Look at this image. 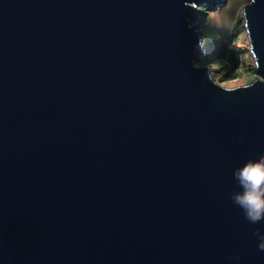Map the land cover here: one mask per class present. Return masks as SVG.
<instances>
[{
  "label": "water",
  "instance_id": "obj_1",
  "mask_svg": "<svg viewBox=\"0 0 264 264\" xmlns=\"http://www.w3.org/2000/svg\"><path fill=\"white\" fill-rule=\"evenodd\" d=\"M224 3L0 0V264H264L230 199L264 153V0L235 87L196 64Z\"/></svg>",
  "mask_w": 264,
  "mask_h": 264
},
{
  "label": "clouds",
  "instance_id": "obj_2",
  "mask_svg": "<svg viewBox=\"0 0 264 264\" xmlns=\"http://www.w3.org/2000/svg\"><path fill=\"white\" fill-rule=\"evenodd\" d=\"M201 38L198 46L204 45ZM243 140V137L240 138ZM237 183V190L231 193L232 203L240 208L244 218L251 225L264 222V153L258 158L252 157L233 173ZM253 235L259 238L258 249L264 251V231L256 228ZM232 264H239L241 257L233 255L230 258Z\"/></svg>",
  "mask_w": 264,
  "mask_h": 264
},
{
  "label": "trees",
  "instance_id": "obj_3",
  "mask_svg": "<svg viewBox=\"0 0 264 264\" xmlns=\"http://www.w3.org/2000/svg\"><path fill=\"white\" fill-rule=\"evenodd\" d=\"M200 10L206 7H198ZM212 16H207L201 21L200 32L209 53L205 60L197 62V65L215 64L220 68V74L227 79H235L236 72L241 65L240 52L231 43L237 39L240 31L241 19L239 18L232 26H220L213 22Z\"/></svg>",
  "mask_w": 264,
  "mask_h": 264
},
{
  "label": "rangeland",
  "instance_id": "obj_4",
  "mask_svg": "<svg viewBox=\"0 0 264 264\" xmlns=\"http://www.w3.org/2000/svg\"><path fill=\"white\" fill-rule=\"evenodd\" d=\"M247 1L248 0H225V3L222 6H218L216 8L202 9L200 10V15L198 21L196 22L197 24H199L197 28L199 30L201 26V21L204 20V18L207 16H212L214 19L213 22H216V24L219 23L220 26L226 27L232 26L234 23L237 22L239 18L241 19V27L240 31L237 34V39L231 43V46L235 47L240 52L241 56V65L236 72V78L241 80L240 85L248 84L258 77V74L255 73L253 70V59L251 57L249 48L240 47L238 44V41L242 40L246 36L245 29L243 27V19L241 17V7ZM202 41L203 43L207 42L204 41V39H202ZM204 48L206 50V54H208L209 51L206 48L205 44ZM207 66L210 67V73L212 74L213 78L220 84H224L225 82H230L234 80L227 79V77L221 75L219 66H216L215 64Z\"/></svg>",
  "mask_w": 264,
  "mask_h": 264
},
{
  "label": "bare ground",
  "instance_id": "obj_5",
  "mask_svg": "<svg viewBox=\"0 0 264 264\" xmlns=\"http://www.w3.org/2000/svg\"><path fill=\"white\" fill-rule=\"evenodd\" d=\"M238 44L240 47L249 48L247 40H246V36L242 40L238 41ZM221 84L225 87H235V86H239L241 84V80L236 78L230 82L228 81V82H225L224 84L223 83H221Z\"/></svg>",
  "mask_w": 264,
  "mask_h": 264
}]
</instances>
